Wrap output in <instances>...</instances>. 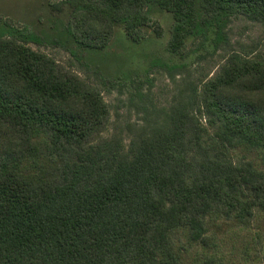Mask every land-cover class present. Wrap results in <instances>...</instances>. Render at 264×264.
Segmentation results:
<instances>
[{"label": "trees", "instance_id": "obj_1", "mask_svg": "<svg viewBox=\"0 0 264 264\" xmlns=\"http://www.w3.org/2000/svg\"><path fill=\"white\" fill-rule=\"evenodd\" d=\"M68 4L70 36L88 50L106 49L118 27L134 43L160 33L153 12L173 15L171 55L220 18L264 24V0ZM23 35H0V264H193L200 247L220 264L222 223L264 213V58L230 54L126 142L102 138V92Z\"/></svg>", "mask_w": 264, "mask_h": 264}, {"label": "rangeland", "instance_id": "obj_2", "mask_svg": "<svg viewBox=\"0 0 264 264\" xmlns=\"http://www.w3.org/2000/svg\"><path fill=\"white\" fill-rule=\"evenodd\" d=\"M69 0H0V35L12 28L24 35L35 51L54 58L103 94L111 121L103 139L160 123L172 106L195 87L212 79L232 53L264 58V24L243 17H224L207 30L190 37L178 55L168 52L173 15L153 12L160 33L149 28L140 43L132 42L118 27L108 47L101 51L79 47L71 38ZM9 25H8V24ZM6 26H11L9 33ZM206 125V121L202 119ZM132 129V130H130ZM239 161L240 153L234 151ZM220 264H264V213L248 224L222 223L219 230ZM213 256L203 247L193 251V264Z\"/></svg>", "mask_w": 264, "mask_h": 264}]
</instances>
